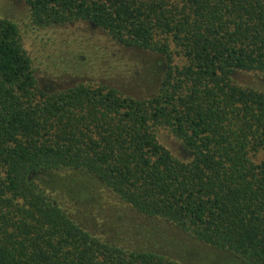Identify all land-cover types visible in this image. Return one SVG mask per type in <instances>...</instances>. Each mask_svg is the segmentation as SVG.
Here are the masks:
<instances>
[{"label": "trees", "instance_id": "obj_1", "mask_svg": "<svg viewBox=\"0 0 264 264\" xmlns=\"http://www.w3.org/2000/svg\"><path fill=\"white\" fill-rule=\"evenodd\" d=\"M25 1L33 26L103 30L145 90L44 89L19 24L0 17V264H193L132 241L104 192L226 264H264V90L234 78L264 75V0Z\"/></svg>", "mask_w": 264, "mask_h": 264}, {"label": "rangeland", "instance_id": "obj_2", "mask_svg": "<svg viewBox=\"0 0 264 264\" xmlns=\"http://www.w3.org/2000/svg\"><path fill=\"white\" fill-rule=\"evenodd\" d=\"M0 17H8L19 24L24 46L33 58L38 82L44 89L59 90L83 81H115L127 91L144 92L145 85L132 77L134 63L127 57L123 60L108 56L106 50L116 49L120 53L122 49L120 45H113L115 42L100 28L86 22L48 28L33 26L25 0H0ZM106 58L110 60L108 65H113L114 69L106 71L107 64L98 65ZM234 78L243 85L264 90V75L237 71ZM159 138L174 154L181 157L187 155L181 142L168 130H160ZM259 156L264 157L263 154ZM102 197L108 215L118 217L119 223L126 222L134 227V238L130 239L139 245L153 244L155 239L158 245L179 249L183 253L190 252L187 255L193 264H226L230 258L223 251L186 241L174 225L141 216L130 207L109 198L107 192ZM104 221L102 218L98 222L101 224ZM152 236L154 239L150 241Z\"/></svg>", "mask_w": 264, "mask_h": 264}]
</instances>
